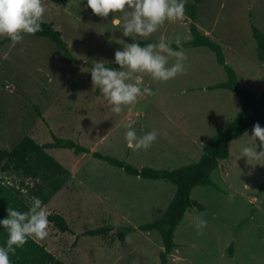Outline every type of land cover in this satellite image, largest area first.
<instances>
[{
  "label": "rangeland",
  "instance_id": "1",
  "mask_svg": "<svg viewBox=\"0 0 264 264\" xmlns=\"http://www.w3.org/2000/svg\"><path fill=\"white\" fill-rule=\"evenodd\" d=\"M43 3V22L53 23L62 33L79 63L71 64L48 40L33 36L0 46V148H12L25 135L39 144L48 143L51 130L57 137L72 139L137 169L172 170L196 162L206 141L239 110L235 94L207 89L225 81L226 75L213 52L197 47L184 49L187 71L174 79L153 81L141 74L154 94H144L121 113H113L88 71L94 60L113 64L115 51L122 48L117 39L127 42L130 37L112 24V12L100 17L81 0ZM189 24L185 14L183 20L165 22L141 40L164 37L171 44L179 37L182 42L189 38ZM195 24L221 45L241 87L259 95L264 63L257 59L251 25L264 33V0H201ZM129 121L135 122L132 126L138 134L158 132L149 149L134 151L127 146L121 124ZM251 134L247 131L229 143V157L211 173L215 189H192L191 198L203 210L192 208L185 213L174 233L176 247L169 264H264V189L260 190L264 165L240 157L245 144L256 146ZM259 143L257 138V150ZM48 153L67 168L70 177L46 207L49 214H63L72 234L60 233L50 224L47 238L38 241L52 242L49 249L66 264H159L162 245L156 231L135 230L123 241L117 233L156 221L175 186L127 175L67 149H49ZM197 219L207 221L199 234ZM101 226H110L107 235H83Z\"/></svg>",
  "mask_w": 264,
  "mask_h": 264
},
{
  "label": "trees",
  "instance_id": "2",
  "mask_svg": "<svg viewBox=\"0 0 264 264\" xmlns=\"http://www.w3.org/2000/svg\"><path fill=\"white\" fill-rule=\"evenodd\" d=\"M200 2L201 0H192L191 3L185 4V14L190 19V24L189 38L181 42L182 47L183 49L205 47L213 52L217 64L225 72L226 80L209 86L207 89H223L235 94L240 99V108L235 116L225 127L206 141L200 158L196 162L172 170H158L150 167L137 169L109 155L91 151L72 139L57 137L51 130H49L51 141L43 144H39L33 138L25 135L12 148H0V219L7 216V208L27 211L32 197H39L43 205H46L69 179V171L48 153L49 149H67L74 155H90L92 159L122 169L127 175L146 180H163L175 186V193L171 201L156 221L137 228L125 227L117 233V239L123 241L128 233L135 230L156 231L161 238L162 245L159 264H169V258L176 247L174 233L185 213L192 208L198 211L203 210V206L191 198L192 189L199 186L215 189L216 184L211 179V173L218 168L220 161L229 157V143L245 132L252 131L253 125L257 122L264 127V75L261 80L262 91L259 95L241 87L236 71L226 63L221 45L211 36L201 32L195 24L197 6ZM81 3L85 8L90 9L86 7V0H81ZM24 35L48 40L71 64L79 63L72 56L62 33L54 28L53 23L43 22L42 31ZM251 36L255 43L257 59L264 63V33L251 25ZM156 41L158 40H141V43ZM11 42L9 38H4L0 40V46ZM127 42H131V38H127ZM170 45L174 49L177 48L176 43ZM110 66L119 67L115 63ZM36 112L46 124L40 111L36 109ZM6 173L9 174V177L20 179L18 189L2 183L1 175ZM26 179H30L33 185H25ZM21 188L26 190L25 194L21 192ZM263 189L264 182L260 186V190ZM48 219L58 232L72 234V229L62 214L50 213ZM110 230V226H101L94 230H88L83 235L105 236ZM6 239L7 232L0 228V245ZM231 247L232 245L229 246V252ZM10 259L12 264H65L32 238H29L23 247L17 248Z\"/></svg>",
  "mask_w": 264,
  "mask_h": 264
},
{
  "label": "clouds",
  "instance_id": "3",
  "mask_svg": "<svg viewBox=\"0 0 264 264\" xmlns=\"http://www.w3.org/2000/svg\"><path fill=\"white\" fill-rule=\"evenodd\" d=\"M187 0H86V7L100 17L113 13L112 24L131 42L117 39L122 45L114 53L111 67L108 61L94 60L90 72L93 86L97 87L115 114L124 106L134 105L144 94L153 95L152 89L144 85L141 74H147L153 81H168L187 71V55L179 37L177 48L161 37L156 42L141 43L149 38L165 22H176L185 17ZM46 7L43 0H0V36H6L13 43L20 41L24 34L42 31ZM119 13V15H116ZM115 29V30H116ZM172 60V63L169 61ZM134 121L122 122L124 139L134 151L149 149L158 138L156 130L138 134L132 125ZM248 135V133H247ZM249 136V135H248ZM255 147L245 144L240 157L246 161L262 164L264 161V127L258 122L252 127L251 136ZM257 138L259 150H257ZM250 164V163H249ZM7 216L0 219V228L7 232L6 241L0 245V264H12L10 259L17 248L25 245L29 238L43 240L49 235L51 221L49 212L39 197H32L27 211L7 208ZM207 221L197 219L195 227L199 234Z\"/></svg>",
  "mask_w": 264,
  "mask_h": 264
},
{
  "label": "built area",
  "instance_id": "4",
  "mask_svg": "<svg viewBox=\"0 0 264 264\" xmlns=\"http://www.w3.org/2000/svg\"><path fill=\"white\" fill-rule=\"evenodd\" d=\"M1 178H2V183L3 184H5L7 186H13L16 189L19 188L18 182L20 181V179L7 177L6 175L1 176ZM24 183H25V185H29V186L33 185V182L30 179H26ZM20 190H21L22 193H24V194L26 193V190L24 188H21Z\"/></svg>",
  "mask_w": 264,
  "mask_h": 264
},
{
  "label": "crops",
  "instance_id": "5",
  "mask_svg": "<svg viewBox=\"0 0 264 264\" xmlns=\"http://www.w3.org/2000/svg\"><path fill=\"white\" fill-rule=\"evenodd\" d=\"M207 34V33H206ZM60 192V191H59ZM58 192V193H59ZM48 204V203H47ZM47 204L46 205H44L45 207L47 206ZM46 209L48 210V208L46 207ZM63 215V214H62ZM35 242H37L38 244H40V245H43V247L48 251V252H50V253H52L56 258H60L58 255H56L55 253H53V251H51L49 248H52L51 246H52V242L51 243H49L48 241H47V243H45V244H43V243H40L38 240H36V239H34V238H32ZM60 260V259H59ZM64 262V261H63ZM66 264V263H65Z\"/></svg>",
  "mask_w": 264,
  "mask_h": 264
}]
</instances>
